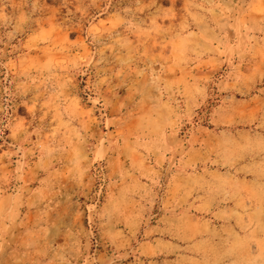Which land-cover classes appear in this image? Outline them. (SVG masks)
I'll return each mask as SVG.
<instances>
[{
	"label": "rangeland",
	"instance_id": "rangeland-1",
	"mask_svg": "<svg viewBox=\"0 0 264 264\" xmlns=\"http://www.w3.org/2000/svg\"><path fill=\"white\" fill-rule=\"evenodd\" d=\"M0 264H264V0H0Z\"/></svg>",
	"mask_w": 264,
	"mask_h": 264
}]
</instances>
